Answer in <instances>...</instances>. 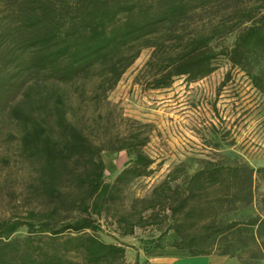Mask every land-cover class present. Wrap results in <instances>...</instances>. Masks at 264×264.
I'll return each instance as SVG.
<instances>
[{"label": "trees", "instance_id": "trees-1", "mask_svg": "<svg viewBox=\"0 0 264 264\" xmlns=\"http://www.w3.org/2000/svg\"><path fill=\"white\" fill-rule=\"evenodd\" d=\"M231 33L228 48L220 42ZM143 48L148 89L198 81L225 56L264 92V73L248 64L264 58V0H0V133L13 143L0 155L11 205L0 264H129L125 246L99 234L102 219L123 238L166 223L144 251L264 254V197L259 213L226 218L252 205L264 166L180 164L147 194L132 191L154 171L150 125L126 119L112 131L107 98ZM105 150L129 157L112 181Z\"/></svg>", "mask_w": 264, "mask_h": 264}, {"label": "rangeland", "instance_id": "rangeland-1", "mask_svg": "<svg viewBox=\"0 0 264 264\" xmlns=\"http://www.w3.org/2000/svg\"><path fill=\"white\" fill-rule=\"evenodd\" d=\"M235 35L229 34L220 43L231 48ZM150 53L149 48L141 50L107 98L116 113L110 119L112 131H124L126 119L150 125L145 151L154 160V171L132 185L134 193L147 194L180 164L188 173L194 172L205 160L252 168L264 166V92L252 85L245 70L233 66L222 56L216 70L198 81L188 82L180 77L168 88L148 89L138 76ZM248 64L253 73H264V58L249 56ZM9 145L13 147V143H8L0 133V155ZM101 158L106 181H112L129 159L124 150H105ZM3 169L0 164V217L7 215L11 207L2 183ZM263 197L264 182L257 175L252 205L226 218L241 219L259 213ZM109 222L102 219L99 234L105 241L123 244L129 264H134V247H145V242L156 238L166 225L136 229L134 235L123 238ZM25 233V228H19L14 235ZM172 239L168 234L163 242ZM148 257L150 264H264V254L258 251L239 255L214 252L208 256L189 257L185 251L165 249Z\"/></svg>", "mask_w": 264, "mask_h": 264}, {"label": "crops", "instance_id": "crops-1", "mask_svg": "<svg viewBox=\"0 0 264 264\" xmlns=\"http://www.w3.org/2000/svg\"><path fill=\"white\" fill-rule=\"evenodd\" d=\"M165 249L175 250L173 248H165ZM165 249H155V250L144 251L143 248H141V247H137V248L134 247V249H133L134 250V254H133L134 259L135 260L137 259L139 264H150V262H149L150 258L148 256L150 254L155 253V252L163 251ZM178 251H180V250H178ZM181 251H183V250H181ZM128 262H133V261H128Z\"/></svg>", "mask_w": 264, "mask_h": 264}]
</instances>
